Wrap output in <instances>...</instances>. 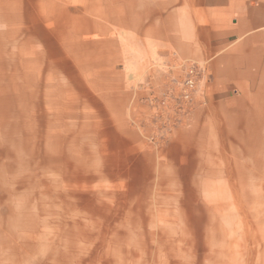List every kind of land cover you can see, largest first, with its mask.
<instances>
[{"label": "rangeland", "instance_id": "rangeland-1", "mask_svg": "<svg viewBox=\"0 0 264 264\" xmlns=\"http://www.w3.org/2000/svg\"><path fill=\"white\" fill-rule=\"evenodd\" d=\"M104 3L0 0V264H264V81L107 45Z\"/></svg>", "mask_w": 264, "mask_h": 264}, {"label": "crops", "instance_id": "crops-1", "mask_svg": "<svg viewBox=\"0 0 264 264\" xmlns=\"http://www.w3.org/2000/svg\"><path fill=\"white\" fill-rule=\"evenodd\" d=\"M104 2L95 10L99 19L92 21L91 30L104 34L107 45L117 48L121 32L150 62L168 61L175 52L207 66L218 87L264 81V0ZM132 55L121 58L124 103L136 94L130 86L139 79ZM106 64L110 66L109 60Z\"/></svg>", "mask_w": 264, "mask_h": 264}, {"label": "built area", "instance_id": "built-area-1", "mask_svg": "<svg viewBox=\"0 0 264 264\" xmlns=\"http://www.w3.org/2000/svg\"><path fill=\"white\" fill-rule=\"evenodd\" d=\"M201 74V69L198 66L190 65L186 70L183 80L180 82V97L186 104L184 109H191L194 101L200 96L199 83L201 81Z\"/></svg>", "mask_w": 264, "mask_h": 264}]
</instances>
